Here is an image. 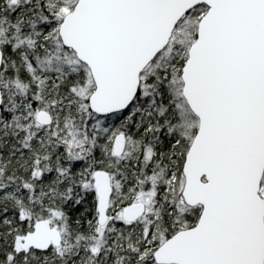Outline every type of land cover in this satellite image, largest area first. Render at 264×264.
Wrapping results in <instances>:
<instances>
[{"label":"snow or ice","instance_id":"1","mask_svg":"<svg viewBox=\"0 0 264 264\" xmlns=\"http://www.w3.org/2000/svg\"><path fill=\"white\" fill-rule=\"evenodd\" d=\"M0 264H264V0H0Z\"/></svg>","mask_w":264,"mask_h":264}]
</instances>
